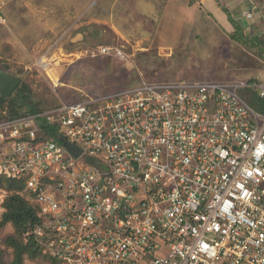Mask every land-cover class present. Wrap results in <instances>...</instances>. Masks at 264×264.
<instances>
[{
    "label": "built area",
    "instance_id": "1",
    "mask_svg": "<svg viewBox=\"0 0 264 264\" xmlns=\"http://www.w3.org/2000/svg\"><path fill=\"white\" fill-rule=\"evenodd\" d=\"M251 92L263 102L264 82L143 81L0 121V179L23 182L38 210L25 241L51 264H264V111Z\"/></svg>",
    "mask_w": 264,
    "mask_h": 264
},
{
    "label": "rangeland",
    "instance_id": "2",
    "mask_svg": "<svg viewBox=\"0 0 264 264\" xmlns=\"http://www.w3.org/2000/svg\"><path fill=\"white\" fill-rule=\"evenodd\" d=\"M199 1L175 0L163 18L165 25L157 29L147 20L144 30L135 32L137 41H123L117 29H111L114 24L123 32L126 21L136 16L126 14L123 0L114 1L109 25L96 23L107 14L102 13L106 10L102 0L7 1L3 7L7 24L0 27V69L22 78L41 112L143 81L264 82V28L257 22L244 23L251 20L242 17L243 10L235 11L246 36L242 41L232 23L222 22ZM261 9L264 13V6ZM76 34L83 40H69ZM107 46L122 49L126 58L103 55L101 49ZM2 214L0 206V221ZM13 234L11 225L0 228L3 242ZM5 250L9 264L12 251ZM26 264L51 263L39 258L27 259Z\"/></svg>",
    "mask_w": 264,
    "mask_h": 264
},
{
    "label": "trees",
    "instance_id": "3",
    "mask_svg": "<svg viewBox=\"0 0 264 264\" xmlns=\"http://www.w3.org/2000/svg\"><path fill=\"white\" fill-rule=\"evenodd\" d=\"M226 11L222 0H217ZM235 32L242 41L246 40L243 29L233 21ZM234 37V36H233ZM235 38V37H234ZM250 82H255L251 80ZM32 92L25 82H21L16 92L10 98H3L0 94V121L15 119L29 114L41 112L39 105L32 101ZM247 100L256 109L264 111L262 102L254 92L247 93ZM262 103V104H261ZM0 190L5 191L7 196L1 205L3 209L0 228L11 225L14 234L4 242L0 240V264H8L5 260L7 247L12 251V261L9 264H26V260L42 258L41 250L33 240L25 241L27 233L39 222L37 207L28 201L21 193L25 190L23 182L0 179Z\"/></svg>",
    "mask_w": 264,
    "mask_h": 264
},
{
    "label": "crops",
    "instance_id": "4",
    "mask_svg": "<svg viewBox=\"0 0 264 264\" xmlns=\"http://www.w3.org/2000/svg\"><path fill=\"white\" fill-rule=\"evenodd\" d=\"M7 1L13 2L15 0H7ZM114 1L115 0H102L101 3L103 7L106 8V10H103L102 13H107V14L106 16L103 15L99 16V18L96 20V23L98 24L105 23L109 25L113 21L114 9H115ZM123 1L124 4L127 2L126 6L128 12L125 13L126 14L130 13L131 15H136V16L126 21L124 27L122 28L124 30L123 32L119 31V29H121L120 26H116L114 24L111 26V29L112 30L117 29L116 33L122 38L123 41H137L139 39L135 38L136 36L135 32L143 31L144 30L143 26L144 28L146 27L145 24L147 20H151L152 22H154L157 26V29H161V25L163 26L165 25L166 21H163V18L167 15V12L169 13L170 6H172V2H174L175 0H123ZM214 1H216L217 4H215L213 0H200L199 3L203 4L202 6L205 7L209 13L213 14L215 17L218 18L220 17L222 22L224 21V23L225 22L232 23L233 27L234 24L232 20L239 25L242 24L241 23L242 21H237L236 18L234 17L233 14H235V11L239 9L243 10L242 13L243 18L246 17L245 15L247 13L252 12L255 14L254 19L248 22H244V21L243 22L248 24L257 22V24L260 25L261 28H264V18H263L264 13L263 10L261 9V6H264V0H222L226 11L220 6L217 0ZM223 11L226 13V15L224 14ZM67 13L68 11L65 12V20L67 19ZM2 14H3V10H2ZM137 17L139 20L137 19ZM136 19L138 21H134ZM83 38L84 37L82 34H76L73 37H69V40L72 39V41H81L83 40ZM142 38L143 36H141V39Z\"/></svg>",
    "mask_w": 264,
    "mask_h": 264
},
{
    "label": "water",
    "instance_id": "5",
    "mask_svg": "<svg viewBox=\"0 0 264 264\" xmlns=\"http://www.w3.org/2000/svg\"><path fill=\"white\" fill-rule=\"evenodd\" d=\"M22 82V78L13 76L9 72L0 69V94L3 98H10L18 89ZM59 140L64 143L67 150L76 158L82 154L81 149L72 145L65 137H59Z\"/></svg>",
    "mask_w": 264,
    "mask_h": 264
}]
</instances>
